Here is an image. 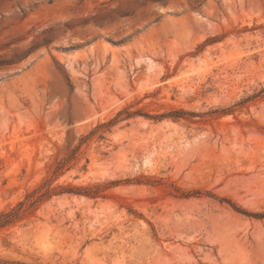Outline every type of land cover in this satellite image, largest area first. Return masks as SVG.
<instances>
[{"label": "rangeland", "instance_id": "1", "mask_svg": "<svg viewBox=\"0 0 264 264\" xmlns=\"http://www.w3.org/2000/svg\"><path fill=\"white\" fill-rule=\"evenodd\" d=\"M121 1L0 0V264H264V0Z\"/></svg>", "mask_w": 264, "mask_h": 264}, {"label": "water", "instance_id": "2", "mask_svg": "<svg viewBox=\"0 0 264 264\" xmlns=\"http://www.w3.org/2000/svg\"><path fill=\"white\" fill-rule=\"evenodd\" d=\"M147 1L148 0H122L116 8L111 9L105 13L99 14L94 19L97 22H103L108 17H116V16H120V15H126L128 13L133 12L136 8H138L139 6H141L142 4H144ZM152 1H155L157 3L162 4V3L167 2L168 0H152ZM91 19L92 18H75V19L69 20L66 23V25L71 26V25H75L77 23L86 22V21L91 20ZM59 32H60L59 28H49V29L42 31V33L39 36L35 37L26 46L15 50L10 55L0 56V64L13 63V62H16V61L24 58L25 56H27L31 51H33L37 47L42 46L43 44L54 39L59 34Z\"/></svg>", "mask_w": 264, "mask_h": 264}, {"label": "trees", "instance_id": "3", "mask_svg": "<svg viewBox=\"0 0 264 264\" xmlns=\"http://www.w3.org/2000/svg\"><path fill=\"white\" fill-rule=\"evenodd\" d=\"M174 117H179V111H176L173 115ZM63 163L60 162L59 165H58V168L60 169L62 167ZM35 194L37 192H34ZM85 194L89 195L90 193H88V191H85L84 192ZM45 194V193H44ZM44 194L42 195H37V197H35V200L31 201V203H35L36 201H38V199L40 198V196H43ZM29 195H32V194H29ZM34 195V194H33ZM20 205L24 206L25 205V202H20ZM20 210L19 208H12L10 210H3L0 212V227L1 226H4L10 222H13L16 218L19 217L20 215Z\"/></svg>", "mask_w": 264, "mask_h": 264}]
</instances>
